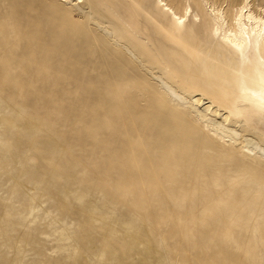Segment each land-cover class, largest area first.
Listing matches in <instances>:
<instances>
[{"label":"rangeland","instance_id":"rangeland-1","mask_svg":"<svg viewBox=\"0 0 264 264\" xmlns=\"http://www.w3.org/2000/svg\"><path fill=\"white\" fill-rule=\"evenodd\" d=\"M89 1L0 0V264H264V191L229 184L222 134L157 79L222 123L220 33L176 29L158 0ZM243 1L211 3L230 19ZM122 28L151 50L119 72Z\"/></svg>","mask_w":264,"mask_h":264},{"label":"bare ground","instance_id":"bare-ground-1","mask_svg":"<svg viewBox=\"0 0 264 264\" xmlns=\"http://www.w3.org/2000/svg\"><path fill=\"white\" fill-rule=\"evenodd\" d=\"M77 1L78 4L84 3V0ZM143 1L140 0V2ZM89 2L90 7L97 5V0ZM196 4L198 6L197 13L190 5H187L184 14H180L165 0L157 2V6L163 8L161 17L171 19L172 25L176 29L184 27L193 17V23L199 29L195 33L196 37H200L205 31L209 35L220 33L221 45L233 53V59L223 56L224 64L231 70H220L215 78L207 81L211 85L212 96L221 106L228 109L225 114L221 115L223 122L213 123L212 117H210L211 115H220L218 109L209 105L205 111H201L198 107L203 104L199 99L193 98V102L188 101L185 96V87L181 86V92L162 78L158 77L157 79L161 80L167 96L174 99L176 103L186 106L191 114L197 116L203 128H207V130L211 128L217 138L219 137L218 132L222 134L219 139L223 141V147L227 152V154L223 153V156L226 159L232 158L235 162L230 167L234 173L231 175L227 173L225 176L229 184L243 183L248 189L251 188L258 195H262L264 191V6L258 5L255 9L252 0H244L231 7V15L228 19L225 10L211 3V0H196ZM79 9H81L80 6ZM198 19L199 24L197 23ZM120 30L119 37L113 38L115 47H119L120 50L119 52L112 51L113 57L118 59V63L114 64V61L109 63L114 65L119 72H121V68L128 67V63H130L121 54L122 51L129 52L137 60H140L138 54L146 56L145 52L151 50V47L142 40L137 37L132 38L125 33V28ZM108 75L111 74L108 73ZM163 102L164 104L169 103L167 99ZM240 103L244 104L243 107ZM226 122H229L234 128H239L241 133L235 129L226 128ZM228 133L233 137L227 135ZM105 173L109 183L115 181V176H117V180L123 179L122 173L119 171L115 176L111 172L107 173L106 171ZM247 176L249 178L246 180ZM219 180L216 177L213 179V183ZM243 191L247 193L246 189H243L242 193Z\"/></svg>","mask_w":264,"mask_h":264}]
</instances>
